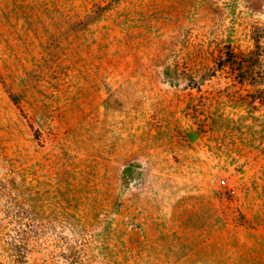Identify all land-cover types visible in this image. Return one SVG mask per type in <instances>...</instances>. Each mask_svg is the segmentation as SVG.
Segmentation results:
<instances>
[{
    "label": "rangeland",
    "instance_id": "374dc122",
    "mask_svg": "<svg viewBox=\"0 0 264 264\" xmlns=\"http://www.w3.org/2000/svg\"><path fill=\"white\" fill-rule=\"evenodd\" d=\"M256 42L264 0H0V264H264Z\"/></svg>",
    "mask_w": 264,
    "mask_h": 264
},
{
    "label": "trees",
    "instance_id": "16d2710c",
    "mask_svg": "<svg viewBox=\"0 0 264 264\" xmlns=\"http://www.w3.org/2000/svg\"><path fill=\"white\" fill-rule=\"evenodd\" d=\"M261 46L259 42H256V100L260 103H264V54L260 53ZM250 56L255 55L253 52L249 53ZM236 57L231 52H227V54L220 56L217 64L218 67L222 68L226 65H230V69H232L236 74V78L239 82L249 77V72L246 71V67H243L241 63H238L235 59ZM234 59L235 62H231ZM236 65V66H234ZM233 67V68H232ZM237 68L236 70L234 68Z\"/></svg>",
    "mask_w": 264,
    "mask_h": 264
}]
</instances>
